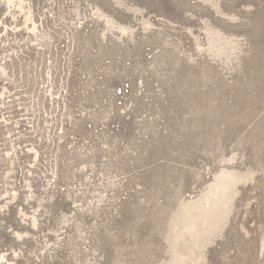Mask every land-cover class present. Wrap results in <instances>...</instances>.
<instances>
[{"label":"rangeland","instance_id":"obj_1","mask_svg":"<svg viewBox=\"0 0 264 264\" xmlns=\"http://www.w3.org/2000/svg\"><path fill=\"white\" fill-rule=\"evenodd\" d=\"M0 264H264V0H0Z\"/></svg>","mask_w":264,"mask_h":264}]
</instances>
